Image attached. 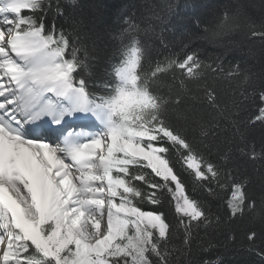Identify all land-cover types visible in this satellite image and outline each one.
Segmentation results:
<instances>
[{"label":"snow or ice","instance_id":"1","mask_svg":"<svg viewBox=\"0 0 264 264\" xmlns=\"http://www.w3.org/2000/svg\"><path fill=\"white\" fill-rule=\"evenodd\" d=\"M10 7L19 18L0 27V264H173L168 248L173 225L164 211H147V205L163 207L165 194H171L185 245L194 227L213 226L203 204L185 195L175 170L177 161L201 181L230 180L231 216L243 213L248 181L235 179L230 170L205 154L212 145L205 143L209 127L202 120H197L200 144L189 138L186 129L175 126L168 118L166 100L148 124L113 127L109 117L106 132L78 143L61 142L64 124L60 120L43 115L31 119L49 103L44 93H66L75 86L76 65L65 58L69 52L65 39H45L39 26L21 14L25 9L33 11V0H12ZM170 10V4L153 10L152 21L162 25ZM152 21L146 28L133 23L128 29L144 49L143 58L147 48L139 36L155 31ZM159 34L165 43L162 27ZM200 51L182 45L179 53L170 54L148 72L158 79L160 73L179 69L194 80L209 74L215 78L239 74V64L225 71L222 61L208 63ZM25 61L30 65L27 68ZM138 70L144 71V66L133 50L121 72ZM240 95L247 99L249 94L241 91ZM258 95L264 104V89ZM208 100L219 109L212 92ZM29 105L33 112L25 115L22 106ZM255 121L264 129V107ZM245 123L242 128L232 120L231 137L245 140L254 121ZM251 155L264 159V147L259 154L253 147ZM227 159L225 154L222 160ZM260 179L264 181V174ZM255 236L252 232L249 238ZM260 254L264 256V251Z\"/></svg>","mask_w":264,"mask_h":264},{"label":"trees","instance_id":"2","mask_svg":"<svg viewBox=\"0 0 264 264\" xmlns=\"http://www.w3.org/2000/svg\"><path fill=\"white\" fill-rule=\"evenodd\" d=\"M33 2V11L22 10V15H26L32 25L39 26L45 39L55 36L66 40L69 52L65 58L76 65L72 73L75 86L83 88L97 106H107L106 98L122 83L117 73L125 67L134 42L129 27L138 23L146 28L153 19V10L169 4L171 10L163 18V24L153 20L155 31L139 36L147 48V55L141 60L144 71L154 70L157 62L179 53L186 44L201 50L202 60L208 63L222 61L225 71L239 64L240 72L234 78L227 75L215 78L209 74L194 80L179 69L169 70L158 74L153 90L168 101L171 122L186 129L189 138L197 144L202 140L197 120L208 125L209 136L205 143L212 148L205 154L230 170L235 179L248 181L243 213L231 216L228 201L233 186L230 180H222L220 184L201 181L178 161L175 170L186 195L203 204L204 210L211 214L213 226L194 227L185 245L184 229L179 224L170 193L165 194L163 207L147 205L145 210L164 211L173 225L174 235L168 243L173 264H214L217 260L218 264H264V256L260 254L264 251V209L261 208L264 181L260 179L264 174V159L251 155L253 147L258 154L264 147V129L255 121L259 108L264 107L258 95L264 89V0ZM161 27L165 43L160 38ZM241 91L249 94L247 99L240 95ZM209 92L216 97L219 109L208 100ZM232 120L240 122L242 128L247 126L245 122L254 121L245 140L231 137ZM228 139L230 142L222 143ZM201 150H204L202 146ZM225 154L227 161L222 160ZM252 232L256 236L250 239Z\"/></svg>","mask_w":264,"mask_h":264},{"label":"clouds","instance_id":"3","mask_svg":"<svg viewBox=\"0 0 264 264\" xmlns=\"http://www.w3.org/2000/svg\"><path fill=\"white\" fill-rule=\"evenodd\" d=\"M133 50L142 60L143 55L141 54L144 49L139 46L138 41L133 42L128 54ZM117 76L122 83L116 86L111 97L106 98L113 127L148 124L154 116L163 110L166 101L153 90L155 79L151 72L141 71L122 74L119 71ZM107 130L108 127L104 132Z\"/></svg>","mask_w":264,"mask_h":264},{"label":"bare ground","instance_id":"4","mask_svg":"<svg viewBox=\"0 0 264 264\" xmlns=\"http://www.w3.org/2000/svg\"><path fill=\"white\" fill-rule=\"evenodd\" d=\"M1 17V15H0ZM0 27H7L6 25V22H4L3 20L0 19ZM70 91V90H68ZM59 92H49V95L53 98H58V101L56 99H54V102H56V105L59 106L58 108L62 110V107L64 108V111L65 113L69 112L72 110L74 104H73V101H72V95L74 96V94L70 92L68 93H65V95H60V98L59 96H55V94H57ZM70 97V98H69ZM47 105V108L46 107H41V111L39 113H33L35 114L36 116L37 115H43L45 118L49 119V120H60L59 118V113H52L51 112V108H49V105ZM22 111L24 112L25 115H27L29 112H33V106H22ZM56 115V116H55ZM70 116H76L78 120H80V118L82 117H78V116H81V114L79 113H75L74 115H72L71 113L69 114ZM69 120H65L64 123L68 122ZM24 135H29V133H23ZM86 135L87 133H82V135ZM81 135V134H80ZM102 228H103V225H102Z\"/></svg>","mask_w":264,"mask_h":264},{"label":"rangeland","instance_id":"5","mask_svg":"<svg viewBox=\"0 0 264 264\" xmlns=\"http://www.w3.org/2000/svg\"><path fill=\"white\" fill-rule=\"evenodd\" d=\"M68 92H70V91H67L66 93H68ZM97 111L101 112L103 115H105L106 113H110L108 107L107 108L106 107H103L101 109H97ZM53 113L56 114V113H58V111H54ZM185 195H186V193H185ZM231 199H232V196H231Z\"/></svg>","mask_w":264,"mask_h":264}]
</instances>
